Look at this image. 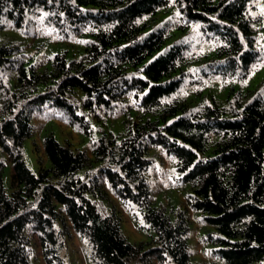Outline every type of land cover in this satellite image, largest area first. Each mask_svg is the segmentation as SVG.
<instances>
[{
  "label": "trees",
  "instance_id": "obj_1",
  "mask_svg": "<svg viewBox=\"0 0 264 264\" xmlns=\"http://www.w3.org/2000/svg\"><path fill=\"white\" fill-rule=\"evenodd\" d=\"M259 1L0 0V264H33L35 245L44 264H64L72 232L94 264H195L189 211L215 261L264 264V80L249 100L206 93L264 67L263 16L250 15ZM60 44L68 48L37 57ZM38 114L100 133L91 155L48 134L33 173L24 144ZM118 120L122 133L104 128ZM156 150L175 158L189 188L172 215L155 206L148 181ZM108 190L141 211L151 242L130 243L120 216L100 210L92 197Z\"/></svg>",
  "mask_w": 264,
  "mask_h": 264
},
{
  "label": "rangeland",
  "instance_id": "obj_2",
  "mask_svg": "<svg viewBox=\"0 0 264 264\" xmlns=\"http://www.w3.org/2000/svg\"><path fill=\"white\" fill-rule=\"evenodd\" d=\"M252 16H263L261 22L256 24L259 28V33L256 42V48H261L264 45V0H260L257 4V10H251ZM163 18L160 17L159 21ZM179 32H174V37L169 40L165 47L172 44L173 40L178 38ZM196 47L208 49L209 45L202 43L198 39H194ZM164 47V48H165ZM68 47L65 44L59 46L48 45L37 55H51L65 50ZM159 54V53H158ZM262 80H264V67L259 72H252L246 80H231L222 81L214 80L210 83L206 93L213 96L221 104H225L229 97H232L233 92H242L244 100H249L256 91L260 88ZM94 127H97L96 121L89 117ZM104 128L107 131L122 133L123 127L120 121H106ZM33 125L36 127L35 134L32 139L26 140L24 144V159L28 168L35 174H38L40 169L39 156L43 157V152H36V146L43 150V139L48 134H53L56 139L65 144L68 141L75 149L90 153V145L93 140L98 139L101 134L97 131L92 136L80 134L72 127L64 126L59 119H51L48 114H38L35 116ZM155 156V165L151 168L148 174V181L151 184L154 194V204L157 208H165L169 214L179 210H185V199L189 193V188L185 185H180L179 180L182 174L177 171L176 160L168 156L161 150L153 152ZM92 157V156H91ZM7 164L3 173V183L8 194H11L12 189V165L7 156H4ZM95 165L93 169H96ZM90 171L83 170L80 173L81 178H86ZM97 203L100 210L104 213L114 212L118 214L122 220L123 233L130 243L140 244L149 243L153 240L155 234L148 230L143 221L141 211L133 204L125 203L118 199L110 190L106 198L92 197ZM191 231L189 235L190 249L193 253V262L195 264H221V261L216 260L212 256V246L205 244L202 241L203 236L207 233L206 226H203L200 221V215L189 211ZM149 248V247H148ZM64 264H94L92 259V249L88 242L82 239L77 233L72 232L70 240L65 245L61 253ZM33 264H44L40 249L37 245L33 246V254L31 257Z\"/></svg>",
  "mask_w": 264,
  "mask_h": 264
},
{
  "label": "bare ground",
  "instance_id": "obj_3",
  "mask_svg": "<svg viewBox=\"0 0 264 264\" xmlns=\"http://www.w3.org/2000/svg\"><path fill=\"white\" fill-rule=\"evenodd\" d=\"M13 189V188H12Z\"/></svg>",
  "mask_w": 264,
  "mask_h": 264
}]
</instances>
